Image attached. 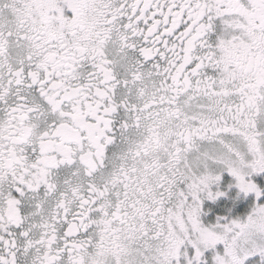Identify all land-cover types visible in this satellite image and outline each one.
<instances>
[{"label": "snow or ice", "instance_id": "6c2138e0", "mask_svg": "<svg viewBox=\"0 0 264 264\" xmlns=\"http://www.w3.org/2000/svg\"><path fill=\"white\" fill-rule=\"evenodd\" d=\"M259 174L264 0H0V264H264Z\"/></svg>", "mask_w": 264, "mask_h": 264}, {"label": "rangeland", "instance_id": "374dc122", "mask_svg": "<svg viewBox=\"0 0 264 264\" xmlns=\"http://www.w3.org/2000/svg\"><path fill=\"white\" fill-rule=\"evenodd\" d=\"M225 175H227V174H225ZM253 179L258 184L264 185V174H259L255 177H253ZM253 201H254V195L250 194L248 197L239 200L238 202H240V203H237L239 205H237L236 208L238 210H241V208H242L243 210H245V213H246L249 210L250 203H252ZM244 214H242L241 216H243ZM207 219L212 220V219H214V217L209 216V217H207ZM254 259L258 260V257L254 258ZM246 264H250V262H246Z\"/></svg>", "mask_w": 264, "mask_h": 264}, {"label": "trees", "instance_id": "16d2710c", "mask_svg": "<svg viewBox=\"0 0 264 264\" xmlns=\"http://www.w3.org/2000/svg\"><path fill=\"white\" fill-rule=\"evenodd\" d=\"M223 203H227L229 205V207H231V201H224ZM237 203H240V202H237ZM237 203H236L235 207L231 208L233 216H241L242 214L245 213V210H243L242 208H241V210H238L236 208V206L239 205ZM218 211H220L222 213L223 207H221V209H219Z\"/></svg>", "mask_w": 264, "mask_h": 264}, {"label": "flooded vegetation", "instance_id": "af4514ba", "mask_svg": "<svg viewBox=\"0 0 264 264\" xmlns=\"http://www.w3.org/2000/svg\"><path fill=\"white\" fill-rule=\"evenodd\" d=\"M224 179L227 181V180H230L231 178L228 177L227 175L224 176Z\"/></svg>", "mask_w": 264, "mask_h": 264}]
</instances>
